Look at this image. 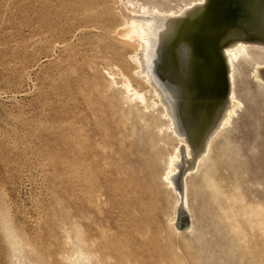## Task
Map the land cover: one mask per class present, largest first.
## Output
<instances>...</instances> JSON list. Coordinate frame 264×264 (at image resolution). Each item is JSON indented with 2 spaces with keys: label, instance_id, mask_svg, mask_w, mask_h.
Returning <instances> with one entry per match:
<instances>
[{
  "label": "bare ground",
  "instance_id": "1",
  "mask_svg": "<svg viewBox=\"0 0 264 264\" xmlns=\"http://www.w3.org/2000/svg\"><path fill=\"white\" fill-rule=\"evenodd\" d=\"M116 1L122 7L114 28L100 19L52 45L67 50L75 33L92 38L65 59L75 76L69 226L85 246L75 264L96 257L103 264H264V142L253 155L244 135L249 127L264 138V68L254 72L264 66V45L246 39H264L261 31L246 23L248 8L238 0L191 8L193 0L174 18L156 6L131 11V2ZM243 1L264 21V0ZM95 12L71 7L65 20ZM103 38L110 42L104 47L92 42ZM241 94L257 106L251 125L237 122ZM168 141L173 147L165 153ZM117 171L125 178L113 217ZM156 183L172 196L169 217L160 200L151 202ZM180 207L187 213L177 220Z\"/></svg>",
  "mask_w": 264,
  "mask_h": 264
},
{
  "label": "rangeland",
  "instance_id": "2",
  "mask_svg": "<svg viewBox=\"0 0 264 264\" xmlns=\"http://www.w3.org/2000/svg\"><path fill=\"white\" fill-rule=\"evenodd\" d=\"M191 1L194 2L153 0L147 4L146 0H127L131 2L127 7L137 11L141 5L147 8L156 6L158 14L170 11L174 18L182 17L193 4L201 6L206 0L191 3V8L188 5L182 7ZM247 3L238 0L239 6L248 8L246 23L249 21L251 28L261 31L264 38V21L259 14L260 18L256 16L257 12H251L254 6L248 3L249 7ZM80 5L96 6L97 12L92 18L67 23L66 11ZM120 6L116 0H0V264H75L79 252L85 250L69 226L74 211L70 98L75 76L67 70L65 59L73 50H81V43L92 38H81L75 33L71 41L73 46L67 50H63L60 44L54 48L52 45L53 41L70 37L75 29L94 25L100 19L106 30L114 28L118 23ZM246 39L264 43V39L254 35ZM92 42H99L102 47L106 42L110 43L104 38L93 39ZM180 56L175 60L178 67L184 63L183 56ZM112 60L118 69H122L121 61ZM263 68L255 67L252 71ZM115 78L119 82L121 76ZM138 87L143 91L148 89L143 84ZM241 98L244 107L238 112L237 122L240 126L251 125L257 120V106L244 94ZM256 134L249 127L244 132L245 139L257 152L253 155L259 156L264 138L260 139ZM172 147L173 143L168 141L165 153H170ZM163 168L161 166L160 171ZM177 170L175 175L180 169L177 167ZM121 177L124 180L125 177ZM121 177L118 175L116 178L114 201L108 206L113 217V212L118 209L115 200L123 187L120 186L123 185ZM150 188L154 196L151 202L154 201L156 206L155 201L160 200L161 209L166 211L167 217L171 216L174 211L172 196L158 183ZM181 208L184 213H177V220L187 213L185 208ZM155 214L157 209L153 212ZM165 221L162 220L163 223ZM8 235L10 240L5 238ZM100 243L98 240L97 245ZM97 258L80 260V263L100 264Z\"/></svg>",
  "mask_w": 264,
  "mask_h": 264
},
{
  "label": "water",
  "instance_id": "3",
  "mask_svg": "<svg viewBox=\"0 0 264 264\" xmlns=\"http://www.w3.org/2000/svg\"><path fill=\"white\" fill-rule=\"evenodd\" d=\"M260 43H262V44L264 45L263 42H260ZM226 46H227V45L222 46L221 49L225 48ZM175 186H176V187L178 186V184H177L176 182H175ZM177 213H184L181 207L178 209ZM184 216H185V215H184ZM184 216H183V217H184Z\"/></svg>",
  "mask_w": 264,
  "mask_h": 264
}]
</instances>
